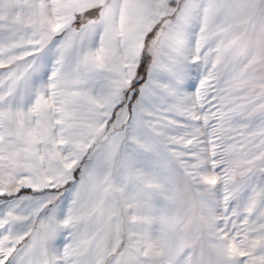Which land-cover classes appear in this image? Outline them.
Segmentation results:
<instances>
[{
    "label": "snow or ice",
    "instance_id": "snow-or-ice-1",
    "mask_svg": "<svg viewBox=\"0 0 264 264\" xmlns=\"http://www.w3.org/2000/svg\"><path fill=\"white\" fill-rule=\"evenodd\" d=\"M0 264H264V0H0Z\"/></svg>",
    "mask_w": 264,
    "mask_h": 264
}]
</instances>
